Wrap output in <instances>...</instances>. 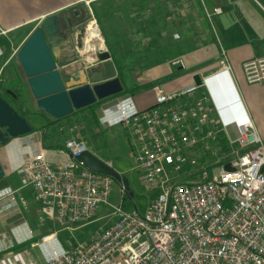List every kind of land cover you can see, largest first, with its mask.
Returning a JSON list of instances; mask_svg holds the SVG:
<instances>
[{
    "label": "built area",
    "instance_id": "built-area-1",
    "mask_svg": "<svg viewBox=\"0 0 264 264\" xmlns=\"http://www.w3.org/2000/svg\"><path fill=\"white\" fill-rule=\"evenodd\" d=\"M84 46L85 38L76 46L78 54L87 65L96 64L101 49L95 48L88 59ZM219 65L229 73L224 51ZM242 69L246 82L264 83V57L245 62ZM199 86L192 81L174 97L160 96V106L141 109L128 94L112 103L117 123L132 138L135 168L152 196L143 210L110 205V224L84 244L66 247L57 228L93 220L100 203L109 205L115 179L76 160L89 149L78 134L56 148L55 154L64 157L60 161H50L43 147L34 151L10 139L19 150L14 170L22 175L20 187L31 189L38 219L52 231L38 242L41 262L0 249V264H264V143L247 113H232L225 122L207 96L196 99ZM219 133L233 149L225 162L231 170L223 163L210 171L211 163L199 170L197 180H180L179 171L193 163L192 151ZM123 189L121 184V194ZM13 192L0 191V199Z\"/></svg>",
    "mask_w": 264,
    "mask_h": 264
},
{
    "label": "crops",
    "instance_id": "crops-1",
    "mask_svg": "<svg viewBox=\"0 0 264 264\" xmlns=\"http://www.w3.org/2000/svg\"><path fill=\"white\" fill-rule=\"evenodd\" d=\"M109 1L0 0V81L3 79L1 75L6 70L7 76L4 79L12 75L14 64L11 63L14 60L19 63L16 57L18 49L45 17L64 13L78 4ZM189 1H182L181 15L178 17L180 20L177 21H174L175 15L170 8L173 0H166L165 14H162V11L158 13L156 9L150 10L149 16L156 19L150 27L153 28L155 25V28H158L157 18L164 17V29L173 33L168 39L177 42L180 48L175 49L172 58L168 61L153 59L151 55L147 58L149 67L148 65L145 67L147 63L143 64L136 78L141 87L131 95L136 106L141 109L160 106L157 104L160 96H176L181 87L194 81L193 76L198 74L202 78V83L195 93L196 99L207 96L215 113L217 112L225 122H230L232 113L239 116L247 113L254 128L259 125L256 128L259 136L264 137V84L246 82L242 69L245 62L264 57V0H215V3L209 0L213 2L211 12L206 8L203 10L199 6L201 2L194 0L199 7L197 24L193 23L192 18L195 19V13H190ZM215 8H219V11H214ZM207 15L213 17V31L209 21H206ZM174 34L178 36L174 38ZM3 40L6 42L4 43ZM74 44L75 54H78L76 50L78 44L76 45V42ZM52 51L57 66L66 68L64 58L67 55H63L55 45ZM172 51L173 49H170V52ZM223 51L230 66L229 73L220 69L219 61ZM74 58L77 59L76 56ZM176 60H180L181 63H174ZM84 66L87 67V64ZM84 68L66 69V77L69 75L71 81L81 83L84 81ZM221 87L223 94L220 92ZM141 88L145 89L139 91ZM118 97L120 96L108 98V109L115 121L112 103ZM224 101L229 102V105L225 106ZM227 130L233 133L232 124L227 126ZM15 139L18 140L19 145H30L34 151L38 147L45 149L42 133L33 128L29 133L17 136ZM57 145V141H53L51 147L56 148ZM17 148L13 143L0 144V164L5 173V177L0 180L4 182L0 183V191L7 188L14 191L11 195L0 199V249L5 250H10L15 244L24 246L27 242H34L36 239V232L28 219L35 216L38 219V202L34 199L30 188L20 187L22 175L14 170V163L19 160ZM30 235L32 237L28 238ZM35 246L40 250L43 260L44 255L39 243H35Z\"/></svg>",
    "mask_w": 264,
    "mask_h": 264
},
{
    "label": "rangeland",
    "instance_id": "rangeland-1",
    "mask_svg": "<svg viewBox=\"0 0 264 264\" xmlns=\"http://www.w3.org/2000/svg\"><path fill=\"white\" fill-rule=\"evenodd\" d=\"M182 1L173 0V3H170V8L175 15L174 21L180 20L178 17L181 15ZM199 1L202 4L203 10L206 8L208 12H211V6L214 1ZM189 4L190 13H195V19L192 18L193 23L197 24V11H199V7L194 3V0H190ZM155 9L158 13L162 11V14H165L166 0H110L106 3L99 2L97 4L95 2H88L75 5L66 10L61 23L62 26H65L66 20L73 22L69 26V34H71L74 43L76 42L77 45L78 42L79 45L84 39L87 24L92 21L94 26L98 28L103 41V47L100 49H107L105 43L106 37L108 42L114 46L116 53L125 62V67L128 69L126 79L137 82V74L141 72L143 64L147 63L145 67L147 65L149 67V59L147 58H150V55L153 56V59L159 58L164 62L172 58L175 49L180 48L177 42L168 39L173 33L164 29V17L157 18L158 28H155V25L153 28L150 27L151 23H155L156 19L151 18L149 13L150 10ZM206 21H209L213 31V17L207 15ZM174 36L176 38L178 35L174 34ZM3 42L5 43L6 41L3 40ZM152 46L153 49L150 50ZM170 49H173V53L170 52ZM76 54L77 62L69 67L59 68L64 80L66 79L65 81H68L66 69L85 67L86 63L83 58L79 54ZM11 64H14L12 65V75H8L7 79H4L7 76V70L1 75L3 79L0 81V92L4 88H10L11 91L19 94L17 99L9 97V95L5 96V93L3 96L6 97L15 111L30 123L34 130L42 133L43 143L47 150V158L50 161L63 160V156L55 154L56 148L62 146L65 138L78 134L95 155L110 163L116 171L127 177L130 190L135 193L133 202L138 207L140 205L146 206L150 201L152 192L144 184L140 171L135 168V156L131 147L132 138L128 131L114 120L113 115L108 109L109 99H103L100 104L98 103L92 109L81 108L74 110L68 116L59 119L53 118L37 108L19 63H16L14 60ZM95 65V63L90 64L85 68L90 70ZM143 89L145 88H141L139 91ZM47 120L52 121L48 123ZM258 126L256 125L255 130H257ZM261 139L264 143V137H261ZM53 141H57L58 143L56 148L51 147ZM232 150L230 146L226 149L216 147L210 141L196 147L190 155L193 163L183 166L182 170L179 171V179L184 182L195 181L198 178L199 170L211 163H215V166H211L210 171H216L222 165L217 164V162L225 163L232 156ZM107 202L109 205L106 203L98 205L96 216L90 222L84 225H76L73 229L57 228V236L62 244L68 247L77 243L84 244L88 242L90 237L96 232L110 224L111 219L107 215L110 205H119L120 203L124 207L128 205L126 199L122 201L121 184L117 181H113L111 184V191L107 197ZM28 220L36 232L35 243L40 241L42 235L52 231L48 223L41 224L36 216L35 218L29 217ZM34 242H27L24 246L12 251L14 253L22 252L27 258L41 262L42 254Z\"/></svg>",
    "mask_w": 264,
    "mask_h": 264
},
{
    "label": "water",
    "instance_id": "water-1",
    "mask_svg": "<svg viewBox=\"0 0 264 264\" xmlns=\"http://www.w3.org/2000/svg\"><path fill=\"white\" fill-rule=\"evenodd\" d=\"M59 30L58 14L48 15L32 31L16 53L37 108L56 119L123 91V85L107 49H101L98 52V62L95 67L90 70L84 68L83 82L75 83L71 81L69 75L68 81H65L47 42V37L53 36ZM69 74L72 73L69 72ZM193 80L197 85L202 83V78L198 74L193 76ZM7 91L8 94L17 97L13 91ZM31 130L29 122L19 115L0 94V144L6 145L11 138L29 133ZM75 158L93 172L113 177L115 181L123 185L125 191L133 195L127 177L91 150L86 149ZM223 167L231 170L228 162ZM4 177L5 173L0 164V180ZM116 220H118L117 216L114 217V221Z\"/></svg>",
    "mask_w": 264,
    "mask_h": 264
},
{
    "label": "trees",
    "instance_id": "trees-1",
    "mask_svg": "<svg viewBox=\"0 0 264 264\" xmlns=\"http://www.w3.org/2000/svg\"><path fill=\"white\" fill-rule=\"evenodd\" d=\"M197 2L199 3V0H197ZM199 6H201V8H202L201 3H199ZM105 43H106V46H107V50L110 52L113 65H114L115 70L117 72V76L119 77V79L121 81V84L123 85V91L121 93L115 94V95H113V96H111L109 98H113V97H117V96H121V95H126V94L132 95L136 90H138L141 87V84H138L137 82H134L133 80L129 81L128 79H126V75L128 74V69L125 67L124 60H122L121 56L116 53L114 46H112L108 42V39L106 37H105ZM5 96H8V94H6ZM18 96H19V94H17V97ZM2 97L7 101L6 97H4V96H2ZM101 101L102 100H98L95 103H93L91 105H88V106H86L84 108L92 109L98 103L100 104ZM51 121L52 120H47L48 123H50ZM210 142H212V144H214L216 147H220L222 149H226L227 146H228L227 145V141H226V139H225V137H224V135L222 133L213 135L210 138ZM205 159H206V157H205ZM217 164H223V163L222 162H217ZM134 198H135V193H133V195H130V193H128L127 191H124V193L122 194V201L125 200V199L128 201V205L127 206L125 205V208L136 207L139 210H143L145 206L140 205L138 207V205H136L133 202ZM21 246H22V244H15L11 248V250L17 249V248H19Z\"/></svg>",
    "mask_w": 264,
    "mask_h": 264
},
{
    "label": "flooded vegetation",
    "instance_id": "flooded-vegetation-1",
    "mask_svg": "<svg viewBox=\"0 0 264 264\" xmlns=\"http://www.w3.org/2000/svg\"><path fill=\"white\" fill-rule=\"evenodd\" d=\"M64 13H60L58 14V19H59V24H60V30L58 33L54 34L51 37H47V42L49 43V46L51 48V50L53 49L54 45L57 46L60 50V52L64 55H67L66 58H64L65 61V67H68V65H71V63H73L74 61H76L77 59L74 58L75 57V44H74V40L71 37V34H69V26H71V24L73 22L66 20L65 22V26H62V19H63ZM77 25V24H75ZM74 25V26H75ZM78 44V42H77ZM63 59V58H62ZM70 59V60H67ZM56 60V59H55ZM57 62V60H56ZM63 68V67H61ZM7 90H9L8 88H4L2 90V92H0V94L3 96L4 93L8 94ZM16 94V93H15ZM10 96V94H8ZM17 95V94H16ZM15 98V97H14Z\"/></svg>",
    "mask_w": 264,
    "mask_h": 264
},
{
    "label": "bare ground",
    "instance_id": "bare-ground-1",
    "mask_svg": "<svg viewBox=\"0 0 264 264\" xmlns=\"http://www.w3.org/2000/svg\"><path fill=\"white\" fill-rule=\"evenodd\" d=\"M84 38H85V46L83 48V52L87 55V58L89 59L90 53L92 54L93 50L95 48H102L103 47V41H102V38L99 34V30L96 26H94L92 21L89 22L85 28ZM92 57H93V55H92ZM220 92L223 94V88L222 87L220 88ZM224 103H225V101H224ZM228 105H229V102L225 103V106H228Z\"/></svg>",
    "mask_w": 264,
    "mask_h": 264
}]
</instances>
